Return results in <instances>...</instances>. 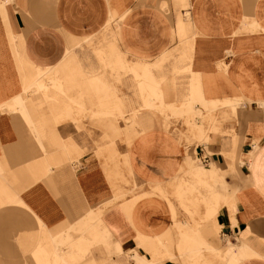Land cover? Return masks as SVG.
Here are the masks:
<instances>
[{
  "label": "crops",
  "instance_id": "obj_1",
  "mask_svg": "<svg viewBox=\"0 0 264 264\" xmlns=\"http://www.w3.org/2000/svg\"><path fill=\"white\" fill-rule=\"evenodd\" d=\"M0 264H264V0H0Z\"/></svg>",
  "mask_w": 264,
  "mask_h": 264
},
{
  "label": "rangeland",
  "instance_id": "obj_2",
  "mask_svg": "<svg viewBox=\"0 0 264 264\" xmlns=\"http://www.w3.org/2000/svg\"><path fill=\"white\" fill-rule=\"evenodd\" d=\"M103 34H108L107 36H109V33L103 32ZM109 38H110V36H109ZM106 41H107V39H105V38L100 39L99 46H100V43H102V45H104V42H106ZM90 47L91 48L93 47V43L90 44L89 46H86V50L87 51H85L86 52L85 53L86 55L84 56V58L86 57V63H85L86 64V69H89V67H91L90 69H94L93 68V66H94V61H93L94 57H93V55L94 54L91 53ZM78 49H81V47H78ZM76 53L79 54L78 52H76ZM97 70L98 71L101 70L100 64H98V69ZM127 77H128L127 75H124V78H123L124 79V84L119 85V87L123 88V90H127V83H126ZM151 113H154V112H151ZM152 116H154V114H152ZM155 116H158L159 117L160 115L155 114ZM179 118L180 117L171 116L170 123L171 122L172 123H175V122L179 121L180 120ZM216 118H218L217 121H221V122L227 121L228 119H230V120L232 119L231 116L224 117L222 115H216ZM182 123L184 125H186V127L188 128V126L185 123V121H184L183 118H182ZM119 124L120 125H124V122L123 121H120ZM206 124H207L206 125V131L208 132V131L211 130V129H208V126L210 124H208V123H206ZM68 125H69V127L71 129L70 134H69V137L72 138L79 145V147L83 149V154L82 155H84V154H91V155H93V156L96 157V153H97L96 151H97V149L104 142L101 139L102 138L103 130L100 129L99 127L95 126L93 123L90 122V120H88L86 118H82V126H80V127H76V125L73 124V123H71V122H68ZM218 134H225L226 137L227 136L230 137L231 140L233 138L235 139V133H234V131H233L232 128L229 131H224V132L219 131ZM192 142H194V140H191L188 143H192ZM122 143H123V141H121V140L118 141V144L119 145H121ZM232 143H233V141H231V144ZM199 144H205V143H199ZM46 149H47V152L50 153V154H54V153L57 152V148L55 146L48 147ZM118 149H119V152H121L123 150L121 148H118ZM72 160H75L76 161V159H71V160L67 159V160L62 161V163L66 162V163H69L70 164V163H72ZM196 162L197 163H200V160H198V158H197ZM124 185L126 186L127 189L129 188V192H126V194H132V193H134L135 191L138 190V188L136 187V185L133 182L127 181V182L124 183ZM187 216H188L189 219L192 218V216H190L188 213H187ZM214 236H215V238L218 239L217 232L215 233Z\"/></svg>",
  "mask_w": 264,
  "mask_h": 264
}]
</instances>
